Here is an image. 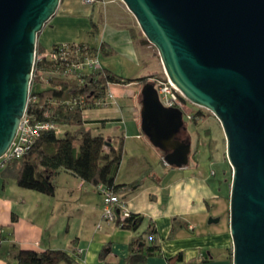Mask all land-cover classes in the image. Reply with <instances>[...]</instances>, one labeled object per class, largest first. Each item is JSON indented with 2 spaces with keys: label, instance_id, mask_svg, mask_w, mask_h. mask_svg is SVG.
<instances>
[{
  "label": "water",
  "instance_id": "1",
  "mask_svg": "<svg viewBox=\"0 0 264 264\" xmlns=\"http://www.w3.org/2000/svg\"><path fill=\"white\" fill-rule=\"evenodd\" d=\"M120 1L169 82L222 128L231 169V264H264V0ZM59 4L0 0V157L27 110L37 36ZM139 103L143 136L168 167H185L190 144L176 139L185 131L182 112L164 107L150 82Z\"/></svg>",
  "mask_w": 264,
  "mask_h": 264
},
{
  "label": "crops",
  "instance_id": "2",
  "mask_svg": "<svg viewBox=\"0 0 264 264\" xmlns=\"http://www.w3.org/2000/svg\"><path fill=\"white\" fill-rule=\"evenodd\" d=\"M95 16H103L98 43L106 46L109 55L139 61L146 66L145 73L136 78L160 70L162 65H156L154 56L147 53L148 44L133 17L129 19L112 11L95 13V8L83 0H60L55 15L38 34L36 44L47 52L54 44L75 43L82 32L88 31L89 36L90 19L95 23ZM98 22L95 24L99 26ZM130 30L135 39L131 38ZM110 63L112 59L101 62V66L109 70L112 69ZM130 85L137 84L121 86L127 88ZM112 94L115 100L107 107L85 111L84 119L90 122L87 129L93 131L96 128L99 132L95 134L111 140L112 146L117 137H123L124 147L127 138L144 145L141 130L134 127L138 123L136 100L125 104L114 92ZM128 109L134 123L127 121L125 124L122 120ZM121 125L123 131L118 130ZM107 126L112 134H102ZM153 149L157 163L153 166L152 162H145L140 168V171H146L143 179L139 178L141 172L120 178L122 165L115 176L116 184L126 185L117 195L124 210L143 217L137 232L144 231L151 223L160 247L159 255H148L144 249L133 253L144 257L143 264H231L228 229L217 228L213 223L204 224L209 210L221 202L210 177L198 172L196 161L191 170L166 168L160 162V153ZM150 150L147 147V152L152 153ZM193 154L195 157L196 153ZM15 172L13 166L0 169V264H16L13 256L19 250L61 251L69 256L72 264H127L129 244L135 233L122 229L116 221L107 223L103 220L102 196L97 188L60 171L54 180L53 196H46L19 188L14 180ZM178 255L180 259L175 260ZM205 258L207 260L203 261Z\"/></svg>",
  "mask_w": 264,
  "mask_h": 264
},
{
  "label": "trees",
  "instance_id": "3",
  "mask_svg": "<svg viewBox=\"0 0 264 264\" xmlns=\"http://www.w3.org/2000/svg\"><path fill=\"white\" fill-rule=\"evenodd\" d=\"M99 2L101 0H93L92 8L94 9ZM90 23L89 35L97 39L99 35L97 25L92 19ZM130 34L132 39L136 38L132 30ZM144 41L149 44L146 39ZM77 45L81 48L86 47L89 53L98 51L103 55L110 54L106 46L102 42L98 43V40L94 45L87 43ZM59 47V44H54L51 49ZM36 51L38 56H41V60L35 65L36 78L31 87V100L27 106V114L31 116L33 123L48 122L53 124L54 128L40 133L26 155L6 166L16 168L14 177L16 185L21 189L53 196L54 180L60 171H64L94 188L101 186L117 196L121 193V189L126 187V185L115 183V176L123 156V137L118 138L116 147L110 145L111 140L94 134L90 128L87 129V124L90 122L84 119V113L103 106L100 102L107 100L111 85L135 83L142 87L149 83L147 82L149 77L123 79L101 67L99 70L85 72L79 79L49 76L50 80L46 87L35 91L34 86L43 81L41 77L55 68L54 63L46 59V51L41 50L38 45ZM201 117V113L198 112L193 115L191 121L195 123ZM62 128L66 130L61 133L59 130ZM160 155V162L166 168H170L163 161L161 153ZM142 220V216L128 213L124 221L118 223L122 229H130L135 233L129 244L127 264L144 263V257L133 253L139 249H144L148 255H159L160 247L155 238L156 231L153 225L148 223L144 231L137 232ZM231 254L230 248V261ZM13 258L16 264H59L60 262L72 264L69 256L61 251L47 250L36 253L19 250ZM178 259L180 255L175 257V260ZM206 260L207 258L203 259V261Z\"/></svg>",
  "mask_w": 264,
  "mask_h": 264
},
{
  "label": "rangeland",
  "instance_id": "4",
  "mask_svg": "<svg viewBox=\"0 0 264 264\" xmlns=\"http://www.w3.org/2000/svg\"><path fill=\"white\" fill-rule=\"evenodd\" d=\"M102 2V3H101ZM97 5H95V13L101 12L103 14L106 11H112L114 13H122L129 19H132V15L126 10L125 6L120 0H101ZM97 17V18H96ZM103 16L101 18H98V16L94 17L95 23H99V32L102 30L103 26ZM134 19V18H133ZM136 22V21H135ZM137 25V24H136ZM88 31L82 32L80 37L75 42L76 44L87 41V43L90 44H96L98 40L91 37V35L88 36ZM141 33V32H140ZM142 35V33H141ZM143 36V35H142ZM144 37V36H143ZM147 53L149 55L154 56L155 64L160 65V59L157 54L156 49L148 44L147 45ZM112 59V69L109 68V71L112 72L117 77H121L123 79H134L136 77L141 76L145 73L144 64L142 62H134V61H126L123 58L111 55H103L99 54L98 60L101 64V62H104L106 60ZM162 66H160V70L157 69L156 72H153L151 75L147 76L149 77L147 79V82L153 83L155 80H165L166 76L164 74L163 69H161ZM155 70V69H154ZM153 70V71H154ZM114 86V88L112 87ZM46 84L44 82L37 83L34 86L35 91H39L42 88H45ZM112 87V88H111ZM110 92H114L118 99H122V101L126 104H130L132 101L136 100V115L138 118V123L134 124V127H138V131L140 132V90L141 85L136 86H128L127 88H123L120 84L111 85L109 87ZM137 98V99H136ZM115 100V98H114ZM113 99L111 100V102ZM120 101V100H119ZM120 104L123 105V103L120 101ZM126 106V105H125ZM130 109V106H129ZM128 109V112L125 115H131V116H125L124 114V123L128 121V123H134L132 122V119H130L133 114ZM186 110L188 113L195 115L196 113L200 112L202 117L197 119L195 123H193L191 120H187L186 118H183V124L185 127V134L181 133L180 136L187 140L189 138L188 142L190 144V154L188 156V164L185 166L188 169H192V165L196 162H198L199 170L198 172L202 171L203 175H207L212 180V183L215 185V191L217 192V196L220 198L221 202L216 203L213 208H211L210 215L205 219V225L208 224V219L210 217L219 218V222L217 224H214L217 228H227L228 229V206L226 208V202L228 205V196H229V186L231 181V169L230 166L226 160L225 157V139L224 134L222 131V128L217 121V119L207 110L203 108H199L197 106H194L190 104L189 102H186ZM128 117V119H127ZM121 127V128H120ZM118 130L122 129L123 126L121 125ZM66 129H60L59 131L62 133ZM60 136L61 134H59ZM97 131L96 128L93 129V133L95 134ZM111 133L110 126H107L106 129L102 132V134L105 133ZM112 134V133H111ZM187 135V136H186ZM118 141V137L116 138ZM117 141L114 142V147L117 146ZM141 141L144 142V145L137 140L133 138H127V142L124 147V141H123V156H122V163L120 162V165H122L121 172H120V178H123L126 175H130V173L141 172V176H139L140 179H143L145 177L146 171H140L142 166L145 164L146 161L152 162L154 164L153 166H156L157 163V157L155 154H153L154 149L152 146H150L146 141V138H141ZM148 145V146H147ZM147 147L151 149V152H147ZM107 150V148L105 147ZM159 152V151H158ZM193 153H196L195 157H193ZM146 159V160H145ZM119 165V166H120ZM156 168V167H155ZM175 171H177L178 168H174ZM119 170V168H118ZM225 212V213H224ZM215 215V216H212ZM229 233V231H228Z\"/></svg>",
  "mask_w": 264,
  "mask_h": 264
},
{
  "label": "built area",
  "instance_id": "5",
  "mask_svg": "<svg viewBox=\"0 0 264 264\" xmlns=\"http://www.w3.org/2000/svg\"><path fill=\"white\" fill-rule=\"evenodd\" d=\"M83 2L86 5H92L93 0H83ZM59 45L60 47L58 49H50L45 55L46 59L53 62L55 65V68L50 73L41 77V80H43L42 82L46 85L49 83L50 77H74L79 79V77L85 72L99 70L102 67L98 60L100 54L98 51L89 53L86 51V47L81 48L76 43H64ZM40 60L41 56H38L36 51L31 87L36 78L35 65L40 62ZM154 86L157 89L159 100L164 107L178 109L182 112L183 118L192 120L193 115L186 110L187 101L167 78L165 80H155ZM31 87L28 104L31 100ZM112 99L114 101V96L109 90L107 100L100 102L103 105L101 108L107 107ZM53 128L54 125L48 122L33 123L31 116L27 114L26 110L21 119L14 142L9 150L0 157V169L26 155L33 146L35 140L39 137L40 133ZM97 189L102 196L103 220L107 223L117 220L118 223L124 221L128 216V212L124 210L121 199L101 186L97 187Z\"/></svg>",
  "mask_w": 264,
  "mask_h": 264
},
{
  "label": "flooded vegetation",
  "instance_id": "6",
  "mask_svg": "<svg viewBox=\"0 0 264 264\" xmlns=\"http://www.w3.org/2000/svg\"><path fill=\"white\" fill-rule=\"evenodd\" d=\"M181 133H184L185 134V131H182V132H180L179 134H177V140L179 141V142H184V143H186V142H188V140H189V138H187V140H185V139H183L181 136H180V134ZM187 136V135H186Z\"/></svg>",
  "mask_w": 264,
  "mask_h": 264
}]
</instances>
